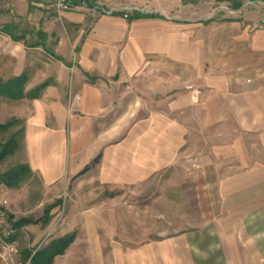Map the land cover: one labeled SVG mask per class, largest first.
Here are the masks:
<instances>
[{
	"label": "rangeland",
	"instance_id": "1",
	"mask_svg": "<svg viewBox=\"0 0 264 264\" xmlns=\"http://www.w3.org/2000/svg\"><path fill=\"white\" fill-rule=\"evenodd\" d=\"M22 7L0 0L1 31L24 33ZM230 7L211 4L204 34L184 40L173 62L183 84L150 98L80 174L47 184L32 172L12 187L2 179L25 164L20 144L0 159V201L18 243L0 264H264L261 56L240 39L246 25L262 27L264 0ZM247 15L255 22L243 28L225 22ZM6 124L0 153L22 132V122Z\"/></svg>",
	"mask_w": 264,
	"mask_h": 264
},
{
	"label": "crops",
	"instance_id": "2",
	"mask_svg": "<svg viewBox=\"0 0 264 264\" xmlns=\"http://www.w3.org/2000/svg\"><path fill=\"white\" fill-rule=\"evenodd\" d=\"M21 1L24 33L0 30V76L26 74L29 80L24 97L0 102V125L22 122L19 155L47 184L80 174L111 135L124 134L127 121L143 117L150 98L165 101L174 83L183 84L174 80L173 62H180L184 40L204 34L211 4L238 11L228 0H99L105 11L93 17L85 10L58 13L51 0ZM254 17L225 22L243 28ZM257 21L262 27L246 25L240 39L261 56L264 88V18ZM204 70L198 66L197 84L205 82ZM191 97L200 103L201 97Z\"/></svg>",
	"mask_w": 264,
	"mask_h": 264
},
{
	"label": "trees",
	"instance_id": "3",
	"mask_svg": "<svg viewBox=\"0 0 264 264\" xmlns=\"http://www.w3.org/2000/svg\"><path fill=\"white\" fill-rule=\"evenodd\" d=\"M76 3L81 2V0H73ZM88 2L89 0H84ZM232 4L233 9H240L242 6V3L240 0H228ZM158 15H151V14H145L144 17H155ZM133 17H141V14L135 13ZM4 31V30H3ZM19 39V38H18ZM29 80L28 75L23 74L18 77H14L11 79L5 80L2 76H0V102L3 99H21L26 95L25 89H26V84ZM21 123L20 120H16ZM11 124H5V125H0V131H6ZM17 136L12 138L6 145L4 146L3 151L0 153V159L5 158L10 152L13 151L14 148L19 147V139L23 138V131L20 133L19 139H16ZM32 169L28 164H22L19 167L13 169L11 172L5 174L3 176L2 181L9 185L14 187L18 182H20L25 175L27 174H32ZM65 239H61L60 243L64 244Z\"/></svg>",
	"mask_w": 264,
	"mask_h": 264
},
{
	"label": "built area",
	"instance_id": "4",
	"mask_svg": "<svg viewBox=\"0 0 264 264\" xmlns=\"http://www.w3.org/2000/svg\"><path fill=\"white\" fill-rule=\"evenodd\" d=\"M54 3L55 9L58 13L66 10H85L91 16L97 17L101 15L105 9L99 0H89L88 2L81 0L76 3L71 0H51ZM6 202L0 201V256L4 261L12 259L13 255L17 253V241L11 237L12 229L8 224L7 212L3 209ZM3 251V254L1 253Z\"/></svg>",
	"mask_w": 264,
	"mask_h": 264
}]
</instances>
